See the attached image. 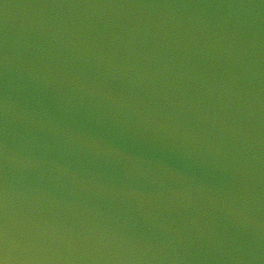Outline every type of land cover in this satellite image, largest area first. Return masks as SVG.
<instances>
[{
    "label": "water",
    "instance_id": "obj_1",
    "mask_svg": "<svg viewBox=\"0 0 264 264\" xmlns=\"http://www.w3.org/2000/svg\"><path fill=\"white\" fill-rule=\"evenodd\" d=\"M5 247L8 264H193L94 225L0 204V257Z\"/></svg>",
    "mask_w": 264,
    "mask_h": 264
},
{
    "label": "clouds",
    "instance_id": "obj_2",
    "mask_svg": "<svg viewBox=\"0 0 264 264\" xmlns=\"http://www.w3.org/2000/svg\"><path fill=\"white\" fill-rule=\"evenodd\" d=\"M5 240H6V235H5ZM2 259H3V264H8L9 257H8V254H7V248L6 247L4 249V255L2 256Z\"/></svg>",
    "mask_w": 264,
    "mask_h": 264
},
{
    "label": "snow or ice",
    "instance_id": "obj_3",
    "mask_svg": "<svg viewBox=\"0 0 264 264\" xmlns=\"http://www.w3.org/2000/svg\"><path fill=\"white\" fill-rule=\"evenodd\" d=\"M0 264H3V259H2V257H0Z\"/></svg>",
    "mask_w": 264,
    "mask_h": 264
}]
</instances>
